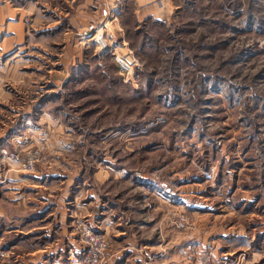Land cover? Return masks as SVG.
I'll use <instances>...</instances> for the list:
<instances>
[{"label":"rangeland","instance_id":"374dc122","mask_svg":"<svg viewBox=\"0 0 264 264\" xmlns=\"http://www.w3.org/2000/svg\"><path fill=\"white\" fill-rule=\"evenodd\" d=\"M172 1L157 20L123 0L115 29L84 23L80 0H0L16 12L0 18V161L125 175L99 193L131 220L127 234L69 217L58 264L81 258L85 229L108 242L99 264H124L126 250L127 264H264V0ZM160 188L170 205L163 232L149 231L162 205L145 194Z\"/></svg>","mask_w":264,"mask_h":264},{"label":"crops","instance_id":"0c3cea01","mask_svg":"<svg viewBox=\"0 0 264 264\" xmlns=\"http://www.w3.org/2000/svg\"><path fill=\"white\" fill-rule=\"evenodd\" d=\"M80 1L78 15L82 19L86 18L84 23H89L90 27L98 25L113 26L115 29H119V26L123 28L121 19L126 14L122 8L123 0ZM131 1L134 6V16L143 19L153 17L161 20L157 16L158 13L164 8L170 9L173 4L172 0ZM5 9H8L10 15L16 14L8 4H3L0 5V18L5 16ZM18 13L20 14V12ZM18 23H20V15H18ZM122 31L124 32V29ZM121 37L125 42L124 35ZM85 38L83 37V40L86 43L92 36L87 40ZM58 148L61 150L65 148L69 152L67 143L59 145ZM4 150V146L0 145V151ZM79 166L82 167L80 170ZM113 166V163H108L99 168L96 167L91 178L90 174L88 177L87 171H84L86 168L88 169L86 163L83 166L82 162L69 161L64 158L56 159L53 167L30 175L17 171L19 168L17 161L4 164L0 161V240L4 242V246L12 255V264L65 262V259H62L63 254H68L69 243H71L69 240V217H77L79 213L82 215V212L83 217L96 222L104 233H107L112 226L118 233L117 235H126L127 227H131V220L124 221V217H122L124 214L116 208L114 200L109 202L108 199L100 197L99 193L108 182L125 177L124 174H118ZM92 181L93 183H91ZM42 192H46L48 195H40ZM145 195L155 198L158 204L162 205L161 208L157 206L155 210L156 213H159L155 218L157 220L155 227L157 228L151 225L150 228L146 227L147 225L145 227L149 231L157 229L163 232L165 219L163 210L164 206L170 205L169 195H165L163 188ZM49 196H55L56 201L51 200ZM71 206L74 208L75 215L69 214ZM6 209L18 210L20 214L15 215ZM147 209L148 212L150 210L148 214L147 211L141 212L142 210H140V214L138 213L140 218L151 216L153 208L147 207ZM153 216L155 215L153 214ZM158 220H161L160 223ZM142 222L144 221H141V225ZM123 224L124 228L121 227ZM160 226L162 229L159 228ZM151 246L159 247L155 244ZM14 251L20 255L14 256ZM131 253L126 250L123 255L119 256L117 263L120 261H124V264L132 262ZM152 257L161 261L165 259L162 252Z\"/></svg>","mask_w":264,"mask_h":264},{"label":"built area","instance_id":"2783aa9c","mask_svg":"<svg viewBox=\"0 0 264 264\" xmlns=\"http://www.w3.org/2000/svg\"><path fill=\"white\" fill-rule=\"evenodd\" d=\"M97 42L100 44L102 50L107 48V42L103 36H99ZM25 169L31 171L34 169V162L29 161L25 164ZM84 252L80 259L74 258V264H99L108 247V242L104 236L92 233L91 230L85 229L83 231ZM5 254L0 250V258H5Z\"/></svg>","mask_w":264,"mask_h":264},{"label":"bare ground","instance_id":"6f19581e","mask_svg":"<svg viewBox=\"0 0 264 264\" xmlns=\"http://www.w3.org/2000/svg\"><path fill=\"white\" fill-rule=\"evenodd\" d=\"M96 36H97V35H96ZM96 38H97V37H94L93 41H94V40H96V41H97V39H96ZM98 38H99V36H98Z\"/></svg>","mask_w":264,"mask_h":264}]
</instances>
